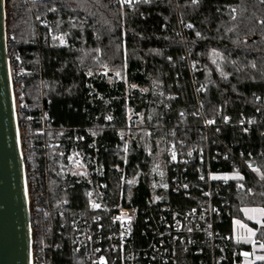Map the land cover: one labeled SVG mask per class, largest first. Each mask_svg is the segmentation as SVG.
Segmentation results:
<instances>
[{
	"label": "trees",
	"instance_id": "16d2710c",
	"mask_svg": "<svg viewBox=\"0 0 264 264\" xmlns=\"http://www.w3.org/2000/svg\"><path fill=\"white\" fill-rule=\"evenodd\" d=\"M174 3L159 0L130 11L113 0H6V31L13 43L8 58L12 64L11 56L19 55L25 71L14 82L16 97L24 99L30 113H36L43 103L54 130L80 129L91 123L94 105L103 109L102 101H108L107 108L114 107L115 120L103 126V131L112 144V133L126 130V101L136 110L145 108L143 130L135 133L137 139L132 140L125 168L136 182L125 187L124 198L137 207L152 199L151 170L156 162L163 165L170 130L176 133L172 141L181 142L184 151L204 148L201 122L191 118L196 100L184 56L197 64V84L205 86L200 101L207 120L218 114L233 121L257 110L264 114V105L254 99V95H264V0ZM176 13L190 25L184 43L177 36ZM50 33L67 34L69 44L59 46ZM38 35L44 43L38 44ZM252 39L258 41L251 43ZM103 64L145 92H126L122 82L111 87L103 81L93 82L92 91L86 86L85 74L96 72ZM263 130V126L247 133L224 128L220 138L254 161L264 179ZM39 155L37 151L33 158L37 166L41 165ZM115 155L110 152L111 162L122 166L121 153L117 150ZM57 182L53 178L50 186L53 202L66 199ZM226 194L229 213L222 216L218 227L229 234L231 219L240 215L239 210L264 206V196L257 187L247 193L234 184L226 188ZM166 199L188 206L187 201L168 193ZM57 218L40 219L39 233L46 239L59 230ZM75 261L64 245L56 264Z\"/></svg>",
	"mask_w": 264,
	"mask_h": 264
},
{
	"label": "built area",
	"instance_id": "2783aa9c",
	"mask_svg": "<svg viewBox=\"0 0 264 264\" xmlns=\"http://www.w3.org/2000/svg\"><path fill=\"white\" fill-rule=\"evenodd\" d=\"M113 1L135 11L159 0ZM172 2L175 6L174 0ZM231 11L235 14L234 8ZM42 24L48 25L47 22ZM189 29L190 25L177 16V36L182 43ZM50 37L59 46H67L70 42L65 33H50ZM44 42L38 38V44ZM12 44L6 31L7 57ZM11 59L15 111L27 181L32 264H56L64 245L76 257L73 264H100L102 258L105 264H264L263 260L253 256L247 245L236 242L231 233H223L218 227L222 216L229 213L226 188L231 184L247 193L257 187L264 196L260 167L220 138L224 128L236 127L245 133L255 127L264 128L261 111L235 121L221 117V114L207 120L200 101L205 86L197 84V64L184 56L182 60L186 63L196 100V111L191 118L201 122L204 148L198 152L184 151L181 142L177 145L172 141L176 133L170 130L158 175L160 184L153 188L158 189L144 207H137L124 198L125 187L133 184L125 168L133 140L132 130L136 129V123L144 120L145 108L136 110L126 101V130L112 133V144L103 131V126L115 120L114 107L107 108L108 101H102L103 109L94 105L96 114L89 125L80 129L54 130L51 127L53 120L43 103L36 113H30L24 99L16 97L18 86L15 87L14 82L25 71L19 55L11 56ZM85 79L91 90L96 81L111 87L122 82L126 92L138 90L144 93L136 85L121 80L109 64L101 65L96 72L88 71ZM254 99L264 105V95H254ZM89 102L93 105V101ZM117 150L123 157L122 166L110 160V152L114 157ZM37 151L41 153L40 166L33 160ZM250 162L254 165L249 166ZM53 178L58 181L66 199L51 201ZM167 193L187 201L188 206L168 202ZM253 207L264 209L263 205ZM55 217H58L59 230L51 239H46L39 233L40 219ZM233 222L232 218L231 224ZM252 229L255 234L252 243L264 245V240L257 239L264 226L262 229L253 225Z\"/></svg>",
	"mask_w": 264,
	"mask_h": 264
},
{
	"label": "water",
	"instance_id": "95a60500",
	"mask_svg": "<svg viewBox=\"0 0 264 264\" xmlns=\"http://www.w3.org/2000/svg\"><path fill=\"white\" fill-rule=\"evenodd\" d=\"M6 18L5 0H0V264H32L27 181L7 57Z\"/></svg>",
	"mask_w": 264,
	"mask_h": 264
},
{
	"label": "rangeland",
	"instance_id": "374dc122",
	"mask_svg": "<svg viewBox=\"0 0 264 264\" xmlns=\"http://www.w3.org/2000/svg\"><path fill=\"white\" fill-rule=\"evenodd\" d=\"M145 92V90H144ZM145 123L144 120H140L138 123H136L137 127L134 132H132V138H135L137 135L135 134L136 132L143 130V124ZM149 134V132L147 133ZM137 139V137L135 138ZM161 164L160 162H156V164L153 165L152 170H151V187L152 189L155 187H158V184H160V180L158 179V175L161 172ZM133 179V180H132ZM133 184L136 182V178H131ZM131 184V185H133ZM158 189V188H157ZM152 192L154 194V190ZM261 209L257 207H243L239 210L242 216H234L233 217V225H232V236L233 239L240 243L243 242L245 245H247L248 250L252 252L253 256L257 259L259 257H264V247H261L259 244H254L252 243L253 238L255 237L253 231H252V226L256 225L259 226L263 229V222H264V214L261 213ZM239 221L242 223V227L239 226ZM245 227V228H244ZM242 230V232H240ZM241 237V240L238 238ZM264 230H262L261 234L257 237L258 240H264ZM240 240V241H239ZM261 260V259H259ZM264 261V260H263Z\"/></svg>",
	"mask_w": 264,
	"mask_h": 264
},
{
	"label": "snow or ice",
	"instance_id": "6c2138e0",
	"mask_svg": "<svg viewBox=\"0 0 264 264\" xmlns=\"http://www.w3.org/2000/svg\"><path fill=\"white\" fill-rule=\"evenodd\" d=\"M126 2L131 3L132 0H126ZM194 2H195V0H194ZM209 123H212V121H209ZM173 158H175V156ZM213 179H217V177H213ZM223 179H229V177H224ZM93 206L94 207H99V205H93ZM260 211H261L262 214H264V209H261ZM261 247H264V245H261ZM259 259L264 260V257H259ZM100 264H105V261L103 260V258L101 259Z\"/></svg>",
	"mask_w": 264,
	"mask_h": 264
},
{
	"label": "crops",
	"instance_id": "0c3cea01",
	"mask_svg": "<svg viewBox=\"0 0 264 264\" xmlns=\"http://www.w3.org/2000/svg\"><path fill=\"white\" fill-rule=\"evenodd\" d=\"M239 216H242L241 213H240ZM233 223H234V222H233ZM233 223L231 224V235H232V225H233ZM242 224H244V223H242L241 221H239V224H238V225L242 227ZM244 228H245V227H244ZM252 231H253V229H252ZM240 232H242V230H241ZM253 233H254V232H253ZM254 235H255V234H254ZM238 238L241 240V237L238 236ZM240 240H239V241H240ZM240 243L244 244L243 242H240ZM244 245H245V244H244Z\"/></svg>",
	"mask_w": 264,
	"mask_h": 264
}]
</instances>
